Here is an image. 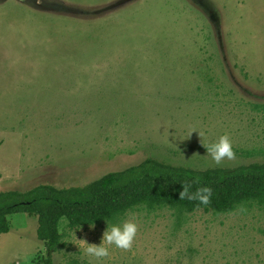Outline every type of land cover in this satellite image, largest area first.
Wrapping results in <instances>:
<instances>
[{
  "label": "rangeland",
  "instance_id": "1",
  "mask_svg": "<svg viewBox=\"0 0 264 264\" xmlns=\"http://www.w3.org/2000/svg\"><path fill=\"white\" fill-rule=\"evenodd\" d=\"M263 105L264 0H0V193L85 187L147 159L263 163ZM225 135L237 153L216 165L203 145ZM8 219L0 264H264L256 205L137 208L112 223L137 224L132 247L102 258L86 248L107 224L61 220L48 254L37 216Z\"/></svg>",
  "mask_w": 264,
  "mask_h": 264
},
{
  "label": "trees",
  "instance_id": "2",
  "mask_svg": "<svg viewBox=\"0 0 264 264\" xmlns=\"http://www.w3.org/2000/svg\"><path fill=\"white\" fill-rule=\"evenodd\" d=\"M264 111V105L261 107ZM235 153H237L234 150ZM183 187L189 194L210 188L208 204L180 199ZM245 205L264 210V162L235 168L192 169L147 159L119 172L109 173L85 187L39 185L26 192L0 193V236L11 230L8 217L18 213L38 218L37 238L48 254L63 246L60 231L65 219L69 230L119 221L140 207L150 211L171 209L179 214L196 211L230 214ZM46 264H51L48 256Z\"/></svg>",
  "mask_w": 264,
  "mask_h": 264
},
{
  "label": "clouds",
  "instance_id": "3",
  "mask_svg": "<svg viewBox=\"0 0 264 264\" xmlns=\"http://www.w3.org/2000/svg\"><path fill=\"white\" fill-rule=\"evenodd\" d=\"M203 146L206 148L207 153L211 156L212 161L216 165L222 164L225 160L235 159V152L227 135L222 136L218 142L213 143L210 146ZM211 195L212 190L210 188L205 187L197 191L195 194H189L188 189L183 187V190L180 192V199H184L185 197L188 199H197L202 204L206 205L209 203ZM90 226L94 227V224ZM136 234L137 224L130 220H125L122 223L112 225L107 223V229L104 232L102 243L99 246L87 243L88 247L86 248V252L90 256L102 258L109 255L108 248L105 244L115 245L116 248L124 250L130 249Z\"/></svg>",
  "mask_w": 264,
  "mask_h": 264
}]
</instances>
